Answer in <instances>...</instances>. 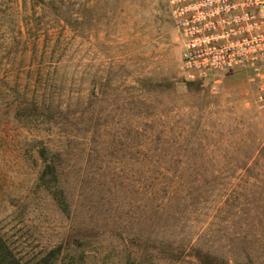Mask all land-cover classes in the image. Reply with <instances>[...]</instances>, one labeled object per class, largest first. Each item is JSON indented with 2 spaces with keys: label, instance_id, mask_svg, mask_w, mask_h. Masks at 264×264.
I'll use <instances>...</instances> for the list:
<instances>
[{
  "label": "rangeland",
  "instance_id": "1",
  "mask_svg": "<svg viewBox=\"0 0 264 264\" xmlns=\"http://www.w3.org/2000/svg\"><path fill=\"white\" fill-rule=\"evenodd\" d=\"M63 4L69 26L20 0L0 17L10 248L27 262L57 249L51 264H264V64L188 81L166 0ZM14 37L27 52L7 58Z\"/></svg>",
  "mask_w": 264,
  "mask_h": 264
},
{
  "label": "built area",
  "instance_id": "2",
  "mask_svg": "<svg viewBox=\"0 0 264 264\" xmlns=\"http://www.w3.org/2000/svg\"><path fill=\"white\" fill-rule=\"evenodd\" d=\"M188 81L264 64V0H166Z\"/></svg>",
  "mask_w": 264,
  "mask_h": 264
},
{
  "label": "trees",
  "instance_id": "3",
  "mask_svg": "<svg viewBox=\"0 0 264 264\" xmlns=\"http://www.w3.org/2000/svg\"><path fill=\"white\" fill-rule=\"evenodd\" d=\"M21 2V10H26L28 6L31 8V10H36L39 8L42 12L41 17L48 15L53 20H57L59 22H62L66 26L70 25V15L68 14V9L64 7L63 0H20ZM13 0H0V17L6 12L13 13ZM66 8V9H65ZM47 10V12H45ZM2 19L0 18V21ZM11 20H13L11 18ZM41 22V20H39ZM25 22V21H24ZM28 31L33 32L34 30L28 29ZM34 36V35H32ZM13 46L15 48L8 47L6 49V53L4 55H7V58H11L9 56L12 55L13 52H17L19 50V47H22L21 50L23 52H27V44L21 43L19 39L16 37L12 38ZM36 52V48L32 46L30 48V53L34 54ZM1 55V54H0ZM4 57V56H3ZM2 57V58H3ZM34 110L37 111L39 108L43 107L49 110V107L47 106H37L34 104ZM21 110V109H20ZM19 108L17 109L18 112H21ZM45 109H40L39 116L42 118V122L51 123L53 119L51 116H49V111ZM21 116V115H19ZM29 117V116H27ZM31 118V117H30ZM33 119V118H32ZM58 255L57 249H53L47 253L46 256H43L39 259H34L33 261L27 262L23 259V257L18 256L9 246L7 241L3 238L2 235H0V264H51V260L55 259Z\"/></svg>",
  "mask_w": 264,
  "mask_h": 264
}]
</instances>
